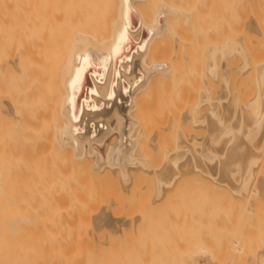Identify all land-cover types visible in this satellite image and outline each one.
Returning <instances> with one entry per match:
<instances>
[{
	"label": "bare ground",
	"instance_id": "1",
	"mask_svg": "<svg viewBox=\"0 0 264 264\" xmlns=\"http://www.w3.org/2000/svg\"><path fill=\"white\" fill-rule=\"evenodd\" d=\"M111 172L127 194L150 179L144 205L157 209L196 178L242 231L226 264H264V0H0V195L55 193L74 174L87 189ZM103 201L95 234L149 219L114 216ZM5 220L0 264H28L8 233L22 227ZM195 251L189 264H225Z\"/></svg>",
	"mask_w": 264,
	"mask_h": 264
},
{
	"label": "rangeland",
	"instance_id": "2",
	"mask_svg": "<svg viewBox=\"0 0 264 264\" xmlns=\"http://www.w3.org/2000/svg\"><path fill=\"white\" fill-rule=\"evenodd\" d=\"M176 94L177 93H174L173 95H175V96H173V97H175V99L178 103V100L180 102V99H179V97L176 98L177 97ZM172 100H174V99L172 98ZM174 103H176V102L174 101ZM157 116H158V114H157ZM152 118L155 119V117H153V116H152ZM154 119L150 120L149 123H151ZM152 123H155L153 127L148 124L150 129L147 128V130L148 129L152 130V131L148 130V132H149V133L147 132L148 137L154 133H157L156 131L159 129L158 126L156 128L157 130L155 129V127H156L155 125H157V120H155V122H152ZM189 129L190 128H188L187 130L189 131ZM154 130H156V131H154ZM193 131L199 132L198 130H193ZM197 132L196 133L194 132V133L197 135ZM156 155H159V154L156 153L155 157H156ZM155 160H153V161H155ZM110 174L107 175L109 177L111 176L109 178V182H107L108 181L107 176H105L106 179H104V177H102V176H100L101 178L98 176L99 182H97V184L95 182V181H97L96 179L94 181H93V178L87 179V183H89L88 187L85 185H83V186H85L88 189L92 185L91 188H89L90 192L80 185L81 180H78V178L76 179V177H78L79 175L74 174V176L70 177L71 179L68 178L71 181H69L68 179L66 181V179H65L62 181V183H60L63 186L62 187L60 186L61 188L59 187L60 189H58L56 191V192H58L57 193L58 195L60 193V196L56 195V197H55L52 195V194L55 195L56 192L55 193L50 192L51 194L46 195V193H49V192H46L47 190H44L46 192V193L44 192L45 195H41L42 192L39 195L38 192H36V191L35 192L29 191L28 194L17 193V194L9 195V196L0 195V215L6 219L5 221L7 223L11 224L12 222H14L13 219H15L16 224H18L19 226L22 227L20 229H14V227H13L12 230H8V233L10 231H13V232L15 231L17 233L16 240L21 244V246L18 245V250L16 251V255L23 256L24 262H25V260L27 261V259H29L31 264H55L56 261L64 262L65 260H69L68 264H189L191 262L189 257L192 255V253L194 254L195 250H196L195 253H197L198 250L200 249V246H202V247L206 248L209 252H211L212 253L211 255L216 257V259L220 260L222 263L226 264L229 261V259L226 260V258H225L226 254H228V253H226V251L228 250V248H226V247L229 246V245H227V243L231 242V240L233 239L231 236V233L234 234V232H232V231L233 230L235 231V228L237 227V223L235 222L236 223L235 228H234V226L232 227L234 222L233 223L231 222V225H226V224L227 223L230 224L231 218L229 215H231V214L234 215V214H233V212L228 214L227 209H224L223 207H222V209H220L218 202H217L218 197L216 198L215 197L216 195L214 193H212V191H210L212 193V195L210 192L208 194L204 190L202 185L197 183L198 181L195 180L196 178H191V180H189L187 177V179H183L181 181L183 183L182 186H178L179 188L181 187V189H177V190H175L176 192L174 191L173 193H170V195H172L173 197L170 196V198L166 199V202L164 201L166 203V205H164L165 204L164 202L159 204L161 206V208H159V209H157L156 205H155L156 207L155 206H152V207L149 206L147 208H150V209L153 208L152 210H149L145 207L144 201H146L150 197L152 198V195H153L152 194L153 191H150L151 193H149V190H148V189H151V190L153 189L152 188L153 183L152 184L149 183V181H151L150 179L146 181L147 182V184H146L145 178H143L144 179V181H143V180L138 179L140 177L139 176L137 178L138 180L136 179L134 181V186L132 187V189H134V190H132L131 194H129V193L127 194L126 192L124 193V190H122V188L117 187L120 185H118V183L116 182L118 180V178L116 176H114L115 173L113 174L111 172ZM115 175H117V174H115ZM81 176L83 178L85 177V175L84 176L80 175V179H81ZM76 180L78 182L80 181L79 182L80 184ZM85 181H83V182L85 183ZM63 182H65L66 185ZM72 182H73V184H72ZM83 182H82V184H84ZM94 182H95V185H97L96 188L97 189H98V187L100 188L98 190L96 188L95 189L97 191L100 190L102 193L99 192L100 195L96 194V196L94 195L92 197L91 195L94 194L93 193L94 191H95V193H97L96 190L94 188H92L94 186ZM104 182H105V184H104ZM135 182H136V184H135ZM185 182H186V184H185ZM109 183H111L113 185H111ZM143 183L148 185L146 192L148 191L149 195L147 193V194H144L146 196L143 195V196L138 197L136 195H141V194H140V192L138 193L137 189L140 188V184H143ZM101 184H103V185H101ZM70 185H71V187H73L72 188L73 190H70V188H71V187H69ZM65 186L67 189L64 188ZM112 186H114L115 189H113ZM110 187H111V189H110ZM82 190H83V192H82ZM85 190H87L88 192H84ZM112 190H113V192H112ZM120 190L122 191L121 193L119 192ZM70 191H72L74 194L72 192H71V194H68V193H70ZM76 191H79V193L82 192V195L75 193ZM133 191H134V193H133ZM111 192H112V194H111ZM31 193H34V194L31 195ZM44 193H42V194H44ZM83 193H84V195H83ZM109 193H110V195H109ZM116 193H118V194H116ZM119 193L123 194V195L119 196L120 195ZM103 194H105V196H103ZM124 194L126 197H123ZM70 195H73V198ZM74 196H76V198H74ZM77 196L79 198H81V196H82V199L85 200V202L87 200L91 201L90 206H89V204L87 206H84L89 202L88 201V202H86V204L82 205V207H81L79 204H82L84 201L80 200L78 203V201L76 200V199H78ZM84 196H86L87 198ZM89 196H90V198H89ZM101 196H103V197H101ZM83 197L86 199H84ZM99 197H100V199H98ZM104 197H106L112 203L114 201L116 202V204L113 203L114 206H112V208H111L112 214L114 216L124 217V215H125V217H133V218H135L137 215L138 216H144V218H149V219H146V222L148 223V221L150 220L149 222H151V223L147 224L144 220V222L142 221L144 224L141 223L142 226H139L138 228L136 226H133L134 224L132 223L133 224L132 226L135 227L134 230H133V227H132V230L128 229L131 226L127 227V228L121 227L122 230L118 229V232H120V230H121V232H123V233H121V232L118 233L116 231H112V233L110 234V231H111L110 229H108V231H106L102 228L103 229L102 232L98 231V229H97L95 231H98L99 235L101 233L100 236H102V238L98 237V239H97V237H95V236H99L98 232H96L97 235L93 232L94 228H93V226L91 224V220L89 218H91L93 213L95 214L98 212L99 207L104 205V204H102L101 201L104 200L103 203H105V204H109V205L112 204L111 202H108L106 198L104 199ZM144 197H146V198H144ZM102 198H103V200H101ZM124 198H126V199L128 198V199L124 200ZM140 198L141 199L143 198L142 204L140 202L141 201ZM151 198H150V200H151ZM134 199H136V200H134ZM96 200L97 201L100 200V201L97 202ZM105 200L108 203H106ZM123 201H125V202L127 201L126 203H128V204L125 205L126 203ZM92 202L96 205L91 206ZM100 202H101V204H99V205H101V206L98 207V203H100ZM138 202H139V204H138ZM148 202L150 204V201H148ZM74 203H77V205H79V207L76 206V204H74ZM145 203L147 206L148 203L147 202H145ZM188 203H190V204H188ZM140 204L142 206V209H141V206H139ZM143 205H144V209L148 210L150 213L143 209ZM152 205H154V204L152 203ZM163 205H164V207H163ZM93 206H94V208H93ZM203 208L205 210L207 209L208 213ZM227 208L229 209L228 210L229 212L232 210L229 207H227ZM139 209H140V211H139ZM223 209H224V212H223ZM92 210H94V212ZM204 211H205L206 215L209 214V216H205L206 222H205V217L203 215ZM153 212H155V213H153ZM81 215H83V216H81ZM86 215H88V216L86 217ZM192 216L195 218H193ZM219 217H222V219H220ZM225 217L229 221H225V223H224L223 219ZM231 217H233V216H231ZM217 218H219V219H217ZM219 220H221V221H219ZM218 221L220 222V224ZM184 223H185V225H184ZM186 223H188V224H186ZM91 228H93V229H91ZM123 228H125V229L123 230ZM167 228H169V229H167ZM237 228H238L237 232L238 233L240 232L239 237H242L241 236L242 231L239 230L240 229L239 227H237ZM82 230L84 232H82ZM90 230H92L93 233ZM237 232L235 231L236 234H237ZM89 233L92 236H93V234L95 236L91 238V235L89 236ZM124 233L127 235H124ZM225 233H226V235H225ZM128 234H129V236H128ZM103 235H104V237H103ZM111 236L112 237L114 236V237L112 238ZM115 236H116V238H115ZM87 237H88V239H87ZM235 237H236V235H235ZM89 239H92V240H89ZM210 239H212V240H210ZM93 240L95 241V243ZM99 241H102V243ZM99 243H101V244H99ZM222 243L224 246L222 245ZM193 245H195V246H193ZM221 245L225 248H222ZM197 248H199V249L197 250ZM220 253H223V255H221ZM189 254H190V256H188ZM35 257L38 260H40V259H42V260H40V262L35 263V261H37ZM220 257H222V258H220ZM227 257H228V255H227ZM29 260L27 261L28 264H30ZM32 260H34V261H32ZM44 260H45V262H44ZM224 260L226 262H224Z\"/></svg>",
	"mask_w": 264,
	"mask_h": 264
}]
</instances>
